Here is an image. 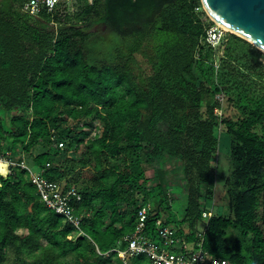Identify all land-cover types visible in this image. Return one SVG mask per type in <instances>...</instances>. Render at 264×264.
<instances>
[{"label": "trees", "instance_id": "obj_1", "mask_svg": "<svg viewBox=\"0 0 264 264\" xmlns=\"http://www.w3.org/2000/svg\"><path fill=\"white\" fill-rule=\"evenodd\" d=\"M26 1L0 0V152L10 159L8 146L23 155L10 173L0 160V264H68L70 250L78 264H124L112 249L125 247L146 204L153 206L151 237L163 216L213 257L264 264V52L230 31L220 44L209 43L215 22L201 0H79L73 11L65 1L37 14L24 10ZM97 25L119 37L117 57L91 60L86 43ZM226 106L237 114H226ZM90 116L104 123L95 138L85 130ZM70 120L80 124L73 128ZM223 130L231 168L225 213L209 206ZM75 151L78 158L69 154ZM129 151L135 163L103 166ZM22 162L75 188L80 198L70 203L79 229L43 202ZM143 162L159 165L152 174ZM89 165L99 174L80 189L79 177H69ZM178 166L183 183L173 185ZM142 190L153 202L139 196ZM172 191L184 193L181 217ZM92 244L98 251L86 252ZM129 264L150 259L135 256Z\"/></svg>", "mask_w": 264, "mask_h": 264}, {"label": "built area", "instance_id": "obj_2", "mask_svg": "<svg viewBox=\"0 0 264 264\" xmlns=\"http://www.w3.org/2000/svg\"><path fill=\"white\" fill-rule=\"evenodd\" d=\"M65 1L68 0H27L24 10L31 14H37L44 8L51 11ZM227 32L228 29L215 22L207 30V40L216 46L223 41ZM59 145L63 147V143ZM28 170L43 202L57 213L64 215L65 220L79 229L81 217L76 215L70 203L73 195L80 198L75 188L66 189L61 183L47 180L41 171L34 172L30 168ZM152 208L151 204L139 208L135 229L122 239L125 247L118 246L112 249L124 262L132 257L144 255L150 259V264H237L228 259L211 256L203 249L201 241L197 244L187 242L177 234L172 225L165 224L163 216L157 221L158 237H151L146 231V223ZM203 215L208 217L211 212L205 211Z\"/></svg>", "mask_w": 264, "mask_h": 264}, {"label": "rangeland", "instance_id": "obj_3", "mask_svg": "<svg viewBox=\"0 0 264 264\" xmlns=\"http://www.w3.org/2000/svg\"><path fill=\"white\" fill-rule=\"evenodd\" d=\"M1 1H3V0H1ZM67 2H69V5H70L69 9H68L69 11L77 10V8L81 4V2L79 0H68ZM47 26L56 27L54 24H50ZM89 31L94 33V35H93L92 39L86 43V46L88 47L89 56L93 62L98 61L99 59H102V58L117 57V52H116L117 44L116 43H117L119 37L116 34H114L107 27L99 26V25L90 28ZM262 59H263V63H264V57ZM230 109H228V107L226 106L225 113L226 114L231 113V115L237 114V111L234 108L231 110ZM232 110H233V112H232ZM83 121L87 124L85 130L87 132L88 138H95L96 136L101 135L102 130H103V126H104V123L102 121L95 119L91 116L84 118ZM78 123L79 122L77 120H70V125L73 128L78 126ZM219 137H220L219 149L221 151L222 161H221V165H220V174H219L218 181H217L216 198L214 199V201H209V206H210V209L213 208L212 210L215 212L222 211L225 213V212H228V209H229L228 204H227L226 200L223 199V197L226 196V190H227V187L225 184V178L231 172L230 165L227 162V154L229 153V150H230V137L226 133L225 130H223L222 133L220 132ZM87 146H88V144H87ZM6 147H7V155L10 156L11 158L10 159H7L6 157L3 158L1 156L2 153L0 152V159L8 162V172L10 173L11 172L10 165L11 164L14 165L17 163L16 160L21 157L22 150L20 148L11 150V149H9L8 146H6ZM36 147H38V145H36L35 148H33V155L36 154L37 152H39V150H40V149L38 150ZM69 154L72 155L73 157L78 158V155L80 153L75 151V152H69ZM102 160H105L104 156L102 157ZM135 161H136V156L131 151H129V152L123 153L120 156H116V157L108 156L107 162L103 161V166H114L115 164H118L121 168H123L125 165L135 163ZM30 164L31 165H28L25 162H22L20 165H21V168H26V169L30 168V170H32L34 172H40L41 171L36 166H34L32 163H30ZM142 165L145 168H148L149 169L148 171H150L152 173L153 168L158 166L159 163L153 162L151 164L148 162H143ZM171 165H172L171 163H168L166 165V168H168V167L170 168ZM133 169L137 170L138 168H137V166L133 165ZM17 170H19V169H17ZM77 172L75 171L74 174L71 173L69 178L79 177L80 183L78 185H79L80 189H84L86 186H91L93 183V180L95 178V175L98 176V174H99V172H97L95 169H93L92 166H90V165L85 166V167L78 166ZM152 174H151V176H152ZM147 176H149V175L147 174ZM155 177L157 178V175ZM169 179L174 181L173 185H182L183 182L181 181V174H180L179 166L176 168L173 175L169 177ZM148 193L149 192H147V190H144V191L142 190V192L139 193V196H141L142 198H143V196H146L147 198H150L149 200L151 202H153L152 197H149ZM183 195H184V193H182L181 191L179 193H178V191L177 192H173V191L169 192L170 198H172V199L177 198V199H175L176 201H174V203L176 204L174 207V210H175L176 215L178 217H181L183 215V205H184ZM132 208L133 207L131 205H126V206H124L123 210L127 214H129L130 211L132 210ZM26 211L30 212L31 207L27 206ZM108 220H109V218L107 217L106 221L108 222ZM19 232H22V230H20ZM77 235H78V233H77ZM86 243H87V241H86ZM85 247H86V252H89L92 249H95L98 251L97 246L94 244H92L90 246H85ZM76 256H77L76 251L70 250L64 256V260L68 264H78ZM124 264H129V261H126Z\"/></svg>", "mask_w": 264, "mask_h": 264}, {"label": "water", "instance_id": "obj_4", "mask_svg": "<svg viewBox=\"0 0 264 264\" xmlns=\"http://www.w3.org/2000/svg\"><path fill=\"white\" fill-rule=\"evenodd\" d=\"M214 22L264 52V0H201Z\"/></svg>", "mask_w": 264, "mask_h": 264}, {"label": "bare ground", "instance_id": "obj_5", "mask_svg": "<svg viewBox=\"0 0 264 264\" xmlns=\"http://www.w3.org/2000/svg\"><path fill=\"white\" fill-rule=\"evenodd\" d=\"M2 162H6L7 164H8V162L7 161H5V160H2V159H0Z\"/></svg>", "mask_w": 264, "mask_h": 264}]
</instances>
